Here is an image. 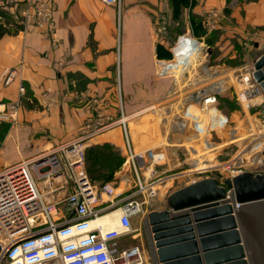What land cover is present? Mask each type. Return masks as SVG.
<instances>
[{
  "label": "crops",
  "instance_id": "obj_1",
  "mask_svg": "<svg viewBox=\"0 0 264 264\" xmlns=\"http://www.w3.org/2000/svg\"><path fill=\"white\" fill-rule=\"evenodd\" d=\"M36 1L7 0L10 12L7 18L0 16V109L19 104L15 119L0 118L4 126L0 127V170L31 158L48 145L72 140L88 125L110 124L123 115L129 120L137 152L134 163L127 161L124 166L132 165L141 181L159 178L156 182L163 186L154 198L166 201L175 190L168 184L180 179L181 170L196 172L210 163L207 153L215 144L209 135L210 124L224 130V145L235 140L232 129L246 110L228 114L217 106L223 97L237 99V75H229V67L219 61L211 63L210 57L215 55V43L221 45L230 35H257L258 57L264 53V0H121L118 5L104 0H47L54 21L48 33L13 17L14 10L19 12ZM199 25L220 35L209 36L213 37L211 44L207 34L195 32ZM159 43L165 53L170 49V57L157 55ZM222 49L231 52V48ZM12 70L13 81L5 84L2 76ZM207 87L226 88L217 103L210 104L218 113L196 107ZM46 92L52 96L46 97ZM156 113L168 129L163 142L154 145L147 137L155 128L147 124L146 117ZM113 131L120 132L124 141L117 127L87 142L119 144L113 137L114 143L106 141ZM152 145L155 157L146 150ZM123 171L116 175L121 179L117 185L121 192L136 182L128 179V172L123 177ZM39 184L45 188L44 182ZM64 195L62 190L47 198ZM165 207L163 202L150 209ZM118 209L111 212L119 215Z\"/></svg>",
  "mask_w": 264,
  "mask_h": 264
},
{
  "label": "built area",
  "instance_id": "obj_2",
  "mask_svg": "<svg viewBox=\"0 0 264 264\" xmlns=\"http://www.w3.org/2000/svg\"><path fill=\"white\" fill-rule=\"evenodd\" d=\"M104 2L118 5L121 0ZM6 6L7 0H0V7ZM13 17L20 24L31 23L42 27L45 33L54 25L53 10L47 0L23 6L19 12L14 10ZM253 72L254 67L250 65L240 69L237 75L240 88L236 89V95L246 111L254 105L261 107L255 114L260 112L259 122L264 124V92ZM13 79L12 70L7 71L1 80L9 84ZM20 91H25L23 84L20 85ZM222 93L217 88H206L198 103L206 108L217 103ZM44 95L49 97L51 94L46 92ZM18 105V102L5 104L0 109V118L15 119ZM155 116L148 114L146 122L154 126L161 136L160 140L153 143L157 145L163 142V133L168 125L165 121L156 123L158 117ZM117 127L122 129L124 135V147L121 149L134 163L137 152L130 138L129 120L122 115L110 124L88 125L86 131L72 140L55 144L31 158L9 164L0 170V260L5 258L4 264L151 263L142 236L139 242L125 243L134 237L133 216L143 211L142 203L131 200L132 195L122 196L123 192L112 181L97 187L85 171L86 141ZM250 129V139L244 144L240 143L238 152L224 160V177H233L247 170L264 172L259 171L264 168V132L258 125H250ZM154 145L146 149L151 157H155ZM197 179L193 178L191 182ZM38 180L51 184L50 190L43 191ZM138 182L142 186L139 177ZM153 183L147 185L150 199L156 197L159 191ZM68 187L70 189L63 197L53 196V200L47 198L49 194ZM103 195L108 196L106 202L102 199ZM108 208L120 209L118 224L112 227L96 222Z\"/></svg>",
  "mask_w": 264,
  "mask_h": 264
},
{
  "label": "water",
  "instance_id": "obj_3",
  "mask_svg": "<svg viewBox=\"0 0 264 264\" xmlns=\"http://www.w3.org/2000/svg\"><path fill=\"white\" fill-rule=\"evenodd\" d=\"M253 65L264 92V53ZM166 203L143 219L152 264H264V172L203 177Z\"/></svg>",
  "mask_w": 264,
  "mask_h": 264
},
{
  "label": "rangeland",
  "instance_id": "obj_4",
  "mask_svg": "<svg viewBox=\"0 0 264 264\" xmlns=\"http://www.w3.org/2000/svg\"><path fill=\"white\" fill-rule=\"evenodd\" d=\"M7 7H8V5L6 7H0L3 11V13L0 15L2 18H3V15H6L5 18H7V16H8L7 13L10 12L9 11L10 9ZM178 27L180 30L183 29V26L179 25ZM171 28H172V25H171L170 29ZM196 30H197L198 34H203V35L207 34L206 38H208L209 36L217 37L220 35V34L218 35V33L216 32L215 29H212L211 32H207L204 25H202V26L199 25V27L196 28ZM203 37H205V36H203ZM227 39L228 40L223 41L221 43V45L219 43L216 45V43H215L214 48H215L216 52H215V55H213L214 57L213 56L210 57V62L211 63H218V61H219L220 63H223L224 65L229 67V69H228L229 73H230L229 75H231L233 77H235V75H238L240 73V69L245 65H250V66L254 67L253 63L257 59L259 52H260L256 46L257 41H258V36L254 34V35L248 36L247 38H240V37H238V35H234V36L230 35L227 37ZM222 47L223 48H231V52L225 53V51L222 49ZM226 51H227V49H226ZM221 53H222V56H221ZM237 81H238V79H237ZM233 82H236L235 78H234ZM237 84H238V88H240V84L239 83H237ZM225 90H223L222 92H225ZM257 102H260V100L257 99ZM196 107L200 111H201V109H202V111L204 109L201 107L200 104H196ZM217 107L219 109H222L223 112H226L228 114H231L233 110H239L241 112H244V108L242 107L240 102H238V99L231 98L230 96L223 97L221 104L219 103ZM260 108H261L260 106L254 105V106H252V108L247 109V111H246L247 114L244 113L245 116H240L238 118V120H237L238 122H235L236 125L232 129L235 140L232 139L229 142H226L225 145H224V143H223L224 141L222 139V137L224 136V130L222 128H217L218 126L216 127V125L211 126V124H210L209 126L211 127V130H209V133H211V134H209V135L211 137L213 136V141H211V142L215 143L213 145V148L211 149V151L209 149L208 153H207V155H209L208 156L209 159L211 160L210 161L211 164L209 163L210 165L208 164L206 166V169H204V170L198 169V170H195L196 172H191V173L184 172L188 169V168H185L184 170H181L182 173L178 175V177H180V179H178V180L172 179V181H170V183L168 185H171L172 189H174V188L176 189V187H178V186L182 187V186L190 183L191 179H193V178L200 179L203 177H216L221 182H223L224 179L226 178V177H224L225 176L224 173L226 172V170L223 167V162H224V160H228L231 156H233L234 154H236L238 152V149H239L238 146L240 143L244 144V143H246L247 140L250 139L249 134H248L250 132V130H249L250 125L253 127L258 125V127L261 128V132L262 133L264 132V124L259 122V120L261 119V114H259V113H257L258 115L255 114L258 110L260 111ZM205 111H207V113L213 112V111H216V108L213 105H208L206 107ZM256 115H257L258 119H257ZM156 116H157V114H156ZM155 117H153L152 119L156 120ZM211 118H212V116H211ZM236 119H237V117H236ZM159 121L162 122L163 120L158 118V120H156V123H159ZM150 126L153 127L152 125H150ZM0 127H4V126L1 124ZM112 137L114 138V140L116 142H119V144L114 143V141H112V139H113ZM100 139H101V137H100ZM148 139L153 140V143H154V142H157L158 140H160L161 136H159L157 130L155 132V129H154V132L149 134V136L147 137V140ZM106 141L113 142L114 144L108 143V142L107 143L103 142L101 144H97V143H89L86 141V143L84 144V146H85V171L87 172V175L90 178L91 182L94 185H96L97 187H100V185L102 183H104L105 180L112 181L115 186L120 185L121 179L116 176L117 172L120 169H121V171L124 170L123 171V174H124L123 177H126L125 173L128 172V174L130 175L128 177V179H130V180H132L133 178L136 179V182L133 183V185H129V187L126 186V188H124L122 196L132 195L131 200L142 203L143 211H140L136 215L133 216V227H134L133 235H134V237L129 238L125 243L129 244V243L139 242L140 238L142 236L146 245H147V239H146V235H145L144 228H143L144 216L147 214L148 209H150L151 207L160 206L161 204H163V202L166 203V201H163V200L160 201L154 197L150 199L151 196L149 195V191H147V188L149 186H147V185H150L151 183H153L155 181L153 183V186H155V188L158 189V188H161L163 186V183L156 182L158 179H156L155 176H152L151 178H147L148 179L147 182L143 178L144 182L142 181V186H140V183L138 182L136 172H135V169L133 168V166L130 165L131 168H129V166L128 167L124 166V164L130 160L127 157L126 153H124L123 150L119 147L121 145L124 146V141H123V138L121 137L120 132L113 131L110 135L109 140L106 139ZM121 143H123V144H121ZM104 144H107V146H105ZM115 144H117L119 146H117ZM53 145H55V144H53ZM53 145H48L47 147L40 149L39 151H37L34 154L37 155L40 152L46 150L47 148H49ZM96 145H98V146L95 147ZM102 148H105V150H106L105 152L106 153L109 152L111 154V157H109L108 159L105 160V165H101L103 159L99 160L100 165L99 164L95 165L94 164L95 161H93V160L96 159L97 155L100 153V151H102L101 150ZM35 155H33V156H35ZM33 156H31V157H33ZM105 166H108V167L104 168ZM90 168H93L94 173L96 175H99V176L93 177V175L89 172ZM263 170H264V168H260L259 171H263ZM105 175H110V179H106ZM39 182L40 183L44 182V184H45V188H43L42 185L39 184L40 188L43 191H47V190L49 191L50 190L51 184L45 183V181H42V180H38V183ZM145 186H146V188H145ZM69 189H70L69 187L67 189H60V190L56 191L55 194L60 193L62 190H65V192L67 193V191ZM50 195H53V194H50ZM102 199L105 200V202H106L108 199V196L103 195ZM164 199L166 200V198H164ZM110 210H112V209L111 208L106 209L103 212V214L111 212ZM112 223L114 224V222H112ZM113 224H112V226H113ZM147 249H148V245H147ZM148 252H149V250H148ZM150 264H152V261Z\"/></svg>",
  "mask_w": 264,
  "mask_h": 264
},
{
  "label": "trees",
  "instance_id": "obj_5",
  "mask_svg": "<svg viewBox=\"0 0 264 264\" xmlns=\"http://www.w3.org/2000/svg\"><path fill=\"white\" fill-rule=\"evenodd\" d=\"M179 3H186L187 1L186 0H177ZM3 13V11H2V9L0 8V15ZM199 27V26H198ZM198 27H196V28H198ZM195 32L197 33V30L195 29ZM209 39V40H208ZM206 41L207 42H209V43H211L212 44V40H213V37L210 39V38H208ZM211 41V42H210ZM163 48H164V46L162 45V44H158V46H157V55L159 56V57H163V55L165 54L166 55V57H170L171 56V51H170V49H168V51H167V53H165L164 52V50H163ZM165 49V48H164ZM105 146H107V144H104ZM98 145H96L95 147H97ZM102 151H100V153L97 155V157H96V159H94L93 161H95V165L96 164H99L100 165V162H99V160L100 159H103V161H102V163H101V165H105V160L106 159H108L109 157H111V154L109 153V152H105L106 150H105V148H102L101 149ZM106 167H108V166H105L104 168H106ZM89 172L93 175V177L95 176V177H98L99 175H96L95 173H94V170H93V168H90V170H89ZM106 176V179H110V175H105ZM108 180H105L104 181V183L105 182H107ZM104 183H102V184H104ZM101 184V185H102Z\"/></svg>",
  "mask_w": 264,
  "mask_h": 264
},
{
  "label": "bare ground",
  "instance_id": "obj_6",
  "mask_svg": "<svg viewBox=\"0 0 264 264\" xmlns=\"http://www.w3.org/2000/svg\"><path fill=\"white\" fill-rule=\"evenodd\" d=\"M189 39V38H188ZM194 39V38H193ZM202 44V43H201ZM200 48V47H199ZM187 50V49H186ZM200 50V49H199ZM198 50V51H199ZM201 51V50H200ZM180 54V53H179ZM182 55H183V53H182ZM184 56V55H183ZM182 56V57H183ZM188 57V56H187ZM184 58V57H183ZM195 60V59H194ZM168 64H170V63H168ZM167 64V65H168ZM172 64V63H171ZM179 64V63H178ZM177 64V65H178ZM185 64V63H184ZM172 66V65H171ZM171 66H170V68H171ZM173 70V69H172ZM174 71V70H173ZM178 72V71H177ZM183 73V72H182ZM182 75V74H181ZM178 76V75H177ZM213 85V84H212ZM207 88H209V87H207ZM211 88V87H210ZM219 88V89H218ZM217 89L218 90H220L221 92L223 91V90H225L226 88H224V87H217ZM226 91V90H225ZM157 114V113H156ZM241 124V123H240ZM249 130H251V129H249ZM205 138V137H204ZM208 138V137H207ZM193 141V140H192ZM196 142V141H195ZM198 142V141H197ZM196 142V143H197ZM194 143V142H193ZM121 144H123V143H121ZM121 147H124V146H122L121 145ZM191 148V147H190ZM210 148V147H209ZM211 149V148H210ZM193 151V150H192ZM139 206H141V205H139ZM118 210H120V209H118ZM111 211V210H110ZM118 220H119V215H118V213L115 211V213H112V212H108V213H104L101 217H99L97 220H96V222H100L101 224H103L105 227H111L112 226V222H114V224H113V226H115V224H118Z\"/></svg>",
  "mask_w": 264,
  "mask_h": 264
}]
</instances>
